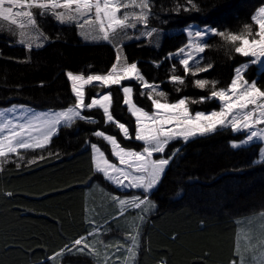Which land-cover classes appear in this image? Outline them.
I'll return each instance as SVG.
<instances>
[{"label":"trees","instance_id":"trees-1","mask_svg":"<svg viewBox=\"0 0 264 264\" xmlns=\"http://www.w3.org/2000/svg\"><path fill=\"white\" fill-rule=\"evenodd\" d=\"M174 3L175 0H155L153 11L158 12L160 18L152 19L150 26L164 29L161 47L154 48L143 40L125 44L129 62L139 61L138 66L150 82L166 81L168 61L159 69L151 61L183 46L186 42L184 30L189 25L199 29L209 25L238 31L250 22L251 15L264 0H197L201 12L176 15L159 11L161 5L170 9ZM37 19L43 32L52 39L44 48L30 54V62H18L29 54L14 43L16 37L0 33L1 107L20 103L39 109L64 108L73 100L66 70L103 73L114 61L111 45L87 43L78 36L74 26L61 25L51 17ZM57 35L59 40L55 39ZM207 42L211 47L202 56L204 62H212L214 68L200 74V78L218 80V87H226L233 68L246 58L228 59L219 37L209 36ZM248 77L253 78L252 70ZM191 79L189 77V81ZM129 83L139 88L134 81L125 82ZM258 84L264 88V77ZM161 88L169 93L170 101L180 96L207 95L191 86L176 93L167 82L162 83ZM97 90L87 89L89 99ZM112 91L116 100L114 116L134 130V121L120 106L122 94L115 88ZM135 99L150 110V101L145 97L137 94ZM217 107L219 103L214 100L191 105L192 110ZM97 128L117 135L126 146L137 150L141 147L139 142L123 140L112 126H105L102 119L97 125L79 122L72 129H62L49 145L47 151L59 152V159L19 170L9 163L0 173V264H49L42 259L84 234L88 230L84 217L86 190L90 184L97 182L110 192L130 194L93 173L86 139L101 144L108 158L115 159L104 142L91 135ZM243 138L241 133L223 130L184 146L182 155L170 165L159 189L151 196L157 209L146 216L136 264H230L238 240L239 220L264 212V165L249 166L252 160L258 159L261 144L256 142L242 149L229 146L230 141ZM177 144L170 145L169 149ZM38 154L29 152L27 156ZM8 192L13 195H6ZM64 262L91 263L92 259L68 256Z\"/></svg>","mask_w":264,"mask_h":264},{"label":"snow or ice","instance_id":"snow-or-ice-1","mask_svg":"<svg viewBox=\"0 0 264 264\" xmlns=\"http://www.w3.org/2000/svg\"><path fill=\"white\" fill-rule=\"evenodd\" d=\"M155 7V0H0V33L7 32L16 37L14 43L29 54L18 62H30V54L44 48L52 39L43 32L37 17H51L61 25L74 26L83 41L111 45L114 52V61L106 72L65 71L73 97L68 106L40 113L23 105L0 110V173L9 163L15 164L19 170L49 159H59V152L47 151L49 145L62 129H72L79 122L97 125L102 119L103 124L112 126L123 140L141 145L139 150L126 146L117 135L97 128L91 135L104 142L115 158L116 162H113L108 158L105 147L85 140L91 150L94 174L102 176L116 189L140 193L130 196L107 194L118 209L117 216L112 219L118 220L130 210H137L139 222H133L124 242L106 243L102 236L111 231L106 227L109 221L100 225L95 219H90L91 228L84 236L46 258L52 264H63L66 256L94 257L97 264L101 258L103 264H136L141 247V226L146 216L157 209L151 196L159 189L170 165L190 142L223 130L241 133L244 138L238 142L230 141L229 146L242 149L259 141L258 159L252 160L249 166L264 165V88L258 84V80L264 77V4L238 31L220 30L209 25L199 29L189 25L184 30L186 42L183 46L151 61L156 69L168 61L166 81L150 82L138 66L139 61L129 62L124 48L128 41L142 40L154 48L162 46L164 29L150 26L152 19L160 18L159 13L153 11ZM159 11L179 15L181 12H201L202 8L197 0H175L172 8L161 5ZM161 23L167 21L161 20ZM209 36L220 38L228 59L248 58L233 68L232 78L226 87H218V80L200 78V74L214 68V64L205 63L202 56L211 47L207 42ZM55 39L59 40L60 36ZM249 70L253 73L251 80L248 78ZM126 81H134L139 88L131 83L125 84ZM165 82L172 85L176 93L191 86L207 92V95L198 98L180 96L170 101L169 93L161 88ZM40 86H44L43 81ZM89 88L98 89L90 99ZM114 88L122 94L119 103L134 121V130L113 114L116 103ZM105 89L108 91H103ZM137 94L150 101V110L140 106L135 99ZM212 100L219 103L218 110L193 112L191 105ZM173 144L177 146L169 149ZM29 152L39 154L28 158ZM6 195L13 194L8 192ZM260 229L261 234L255 239L250 234L245 235L243 247L237 240L230 264H247L249 254L251 264H264V224ZM121 252L123 255H119Z\"/></svg>","mask_w":264,"mask_h":264},{"label":"crops","instance_id":"crops-1","mask_svg":"<svg viewBox=\"0 0 264 264\" xmlns=\"http://www.w3.org/2000/svg\"><path fill=\"white\" fill-rule=\"evenodd\" d=\"M113 162H116V161H113ZM88 187L89 188H87L86 190L85 217H84V222H85L84 226H86L88 230L84 232V234H82L81 236H84L91 228V225L88 223V220L95 219L100 225H103L104 222L107 220L109 221V223L108 225H106V227L111 228V231H109L106 235H103L102 239H104L106 243H115L116 241L124 242L126 230L128 227V220H129L127 218L128 216H130V214H133V211L132 212L130 211L131 213L127 212L124 216H120L118 220H113L112 217L117 216L118 209L113 203H111L110 198L107 194L109 193L115 194V195H120V194L108 191L107 189L103 188V186L97 182L90 184ZM142 228H143V225L141 226V232H142ZM79 237L80 236H78V238ZM71 242L68 244L70 245ZM60 249L61 248L56 250V252L59 251ZM100 250L101 252H103L104 251L103 247H101ZM119 255H123V252L119 253ZM50 256H47V257H50ZM66 257H64L63 259V264H71V263L64 262ZM46 258H43L42 261H48L49 264H52V261L47 260ZM90 258L92 259L91 263H72V264H97L96 258L94 257H90ZM99 264H103L102 258L100 259Z\"/></svg>","mask_w":264,"mask_h":264},{"label":"rangeland","instance_id":"rangeland-1","mask_svg":"<svg viewBox=\"0 0 264 264\" xmlns=\"http://www.w3.org/2000/svg\"><path fill=\"white\" fill-rule=\"evenodd\" d=\"M246 59H248V58H246ZM103 91H108V90L105 89ZM13 105H17V106L23 105V106H26L27 109H30V110H32L34 112H37V113L46 112L48 110H52V109H48V108L39 109V108H35V107L29 106V105H26V104H20V103H14L12 105L4 106V107L0 106V110L8 109V108L12 107ZM218 108L219 107L214 108V109L218 110ZM55 110H59V109H55ZM211 110H213V109H211ZM211 110H193V112H195V111H206V112H208V111H211ZM17 114H19V113H17ZM256 142H259V141H256ZM256 142H254V143H256ZM245 146H247V145H245ZM113 161H115V159ZM120 191H122V192H130V194H128V195L120 194V196H130V195H139L140 194L139 192L134 191V190H127L126 191V190L122 189ZM130 211L131 212L133 211V214H130V216H128V218H127L129 220H128V227H127L126 233H128L131 230V225L133 224V222H136V223L139 222L137 220V215H138L137 210H130ZM130 211H129V213H131ZM239 222H240V230H239L238 240L240 242L241 247H243L244 246V237H245L246 234H250L254 239L257 238L261 234L260 225L264 224V212L263 213H259V214L255 215V216H250V217L244 218L242 220H239ZM247 264H251V254H249V259L247 261Z\"/></svg>","mask_w":264,"mask_h":264}]
</instances>
